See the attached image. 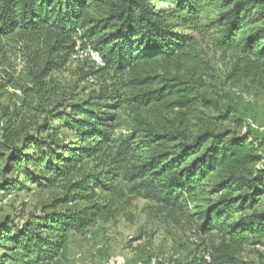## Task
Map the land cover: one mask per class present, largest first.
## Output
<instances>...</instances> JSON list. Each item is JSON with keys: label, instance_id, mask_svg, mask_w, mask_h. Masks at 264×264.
<instances>
[{"label": "trees", "instance_id": "trees-1", "mask_svg": "<svg viewBox=\"0 0 264 264\" xmlns=\"http://www.w3.org/2000/svg\"><path fill=\"white\" fill-rule=\"evenodd\" d=\"M154 1L197 20L205 0H0V92L19 95L12 107L0 94L1 184L63 192L41 216L0 222V264H55L72 232L112 217L118 177L171 213L194 206L199 230L220 236L190 264H247L252 238L264 240V136L231 110L219 121L238 129L194 122L195 106L210 105L201 90L212 71L195 37L176 32ZM213 24L215 46L235 62L230 78L264 90V0H234ZM78 44L104 62L94 75L120 83L76 101L56 74ZM70 201L85 205L65 208Z\"/></svg>", "mask_w": 264, "mask_h": 264}, {"label": "rangeland", "instance_id": "rangeland-1", "mask_svg": "<svg viewBox=\"0 0 264 264\" xmlns=\"http://www.w3.org/2000/svg\"><path fill=\"white\" fill-rule=\"evenodd\" d=\"M232 1L205 0L197 20L181 19L171 1H154L153 7L176 32L195 37L198 54L210 65L212 77L207 78V85L201 90L210 105L195 106L194 122L210 118L220 123L221 129H238L229 120L219 121L231 110L244 119L243 130L250 127L264 136V90L247 80L230 78L235 63L233 57L222 53L214 44L216 27L213 21L232 5ZM95 71L97 67L89 57L76 53L66 70L56 75L75 100L80 101L90 91L99 89L101 84L120 83L113 72L96 76ZM0 94L4 95L1 101L6 105L14 107L19 103V95L11 90H3ZM120 115L124 119L127 113L122 110ZM143 117L156 123L164 122L161 115L153 113H144ZM116 131L125 133V125L120 124ZM61 134L65 137L67 132ZM114 182L117 192L108 195L113 199L112 217L100 220L84 233L72 232L66 254L55 264H190L196 259L209 257L212 244L219 241L220 236L215 231L204 233L199 230V223L192 216L194 206L189 212L171 213L160 204L134 194L123 178L118 177ZM1 183L0 178V185H3ZM1 187L0 222L10 218L14 223L23 224L33 215H43L46 205L63 197L61 190L42 191L28 183L26 189L19 191L5 185ZM84 205L83 202L70 201L64 207L77 209ZM241 259L247 264L264 262V240L253 237Z\"/></svg>", "mask_w": 264, "mask_h": 264}, {"label": "built area", "instance_id": "built-area-1", "mask_svg": "<svg viewBox=\"0 0 264 264\" xmlns=\"http://www.w3.org/2000/svg\"><path fill=\"white\" fill-rule=\"evenodd\" d=\"M76 53L85 54V56L89 57L92 60V62L96 65V67H101L104 65V62L102 61L100 56L90 48L82 49L80 45L78 44L76 48Z\"/></svg>", "mask_w": 264, "mask_h": 264}]
</instances>
